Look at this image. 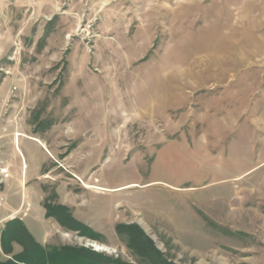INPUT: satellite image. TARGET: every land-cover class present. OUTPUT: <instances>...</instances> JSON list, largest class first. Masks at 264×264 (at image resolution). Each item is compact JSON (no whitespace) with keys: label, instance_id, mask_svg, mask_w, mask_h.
Instances as JSON below:
<instances>
[{"label":"rangeland","instance_id":"rangeland-1","mask_svg":"<svg viewBox=\"0 0 264 264\" xmlns=\"http://www.w3.org/2000/svg\"><path fill=\"white\" fill-rule=\"evenodd\" d=\"M0 196L105 264H264V0H0Z\"/></svg>","mask_w":264,"mask_h":264},{"label":"trees","instance_id":"trees-1","mask_svg":"<svg viewBox=\"0 0 264 264\" xmlns=\"http://www.w3.org/2000/svg\"><path fill=\"white\" fill-rule=\"evenodd\" d=\"M47 217L56 218L62 226L77 231L81 235L98 238L69 214L68 208L58 206L56 210L46 206ZM130 226L118 227L119 233L127 235L128 244L139 251L146 247L147 238L139 231L133 233ZM135 234V235H133ZM14 244L21 247L17 253H12ZM149 245V244H148ZM0 248L8 257L0 259V264H105V257L93 250L68 244L46 247L37 242L27 227L19 218H11L0 229ZM141 252V251H140Z\"/></svg>","mask_w":264,"mask_h":264},{"label":"crops","instance_id":"crops-1","mask_svg":"<svg viewBox=\"0 0 264 264\" xmlns=\"http://www.w3.org/2000/svg\"><path fill=\"white\" fill-rule=\"evenodd\" d=\"M12 156L13 157H11V160H10V162H9V164L7 165L8 166V169L10 168L11 170H12V175H11V179L13 180V181H15V152L13 151V153H12ZM12 190H15V189H12ZM14 201H15V191H14ZM7 206V205H6ZM6 210L7 211H10L11 212V216H14L15 215V204L13 205V206H11V208L9 209V207L8 208H6ZM3 212H4V210H3ZM6 212V211H5ZM9 213V212H8ZM7 213V214H8ZM45 214V213H44ZM10 216V217H11ZM46 216V215H45ZM11 218H13V217H11ZM28 229V228H27ZM30 232V231H29ZM13 249H14V246H13ZM1 259V258H0Z\"/></svg>","mask_w":264,"mask_h":264},{"label":"built area","instance_id":"built-area-1","mask_svg":"<svg viewBox=\"0 0 264 264\" xmlns=\"http://www.w3.org/2000/svg\"><path fill=\"white\" fill-rule=\"evenodd\" d=\"M2 203H3V197L0 196V206L2 205Z\"/></svg>","mask_w":264,"mask_h":264}]
</instances>
